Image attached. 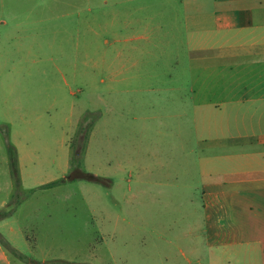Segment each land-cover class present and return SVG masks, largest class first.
Returning a JSON list of instances; mask_svg holds the SVG:
<instances>
[{"label":"rangeland","instance_id":"374dc122","mask_svg":"<svg viewBox=\"0 0 264 264\" xmlns=\"http://www.w3.org/2000/svg\"><path fill=\"white\" fill-rule=\"evenodd\" d=\"M116 1L0 0V264H228L203 188L209 122L185 110L178 134L167 103L191 108L205 61L179 15L154 45L117 41L116 9L141 0ZM223 154L218 180L241 166Z\"/></svg>","mask_w":264,"mask_h":264},{"label":"crops","instance_id":"0c3cea01","mask_svg":"<svg viewBox=\"0 0 264 264\" xmlns=\"http://www.w3.org/2000/svg\"><path fill=\"white\" fill-rule=\"evenodd\" d=\"M146 5L141 0L134 10L116 9V40L154 45L146 32L177 30V15L189 26L185 45L191 61H205L204 80L192 89L191 108L187 94L179 92L172 100L168 94L170 108L180 110L172 123L179 134V125H187L185 110L204 112L209 135L198 140L199 148L210 150L204 176L211 181L203 188L213 203V243L227 248L228 264H264V0H163L166 8L154 13H147ZM135 12L139 16L133 18ZM124 28L144 33L123 35ZM222 152L226 159L241 160V166L232 165L218 180L212 165Z\"/></svg>","mask_w":264,"mask_h":264},{"label":"trees","instance_id":"16d2710c","mask_svg":"<svg viewBox=\"0 0 264 264\" xmlns=\"http://www.w3.org/2000/svg\"><path fill=\"white\" fill-rule=\"evenodd\" d=\"M5 216V212H0V217H4Z\"/></svg>","mask_w":264,"mask_h":264}]
</instances>
